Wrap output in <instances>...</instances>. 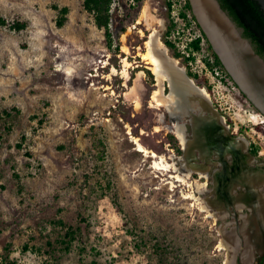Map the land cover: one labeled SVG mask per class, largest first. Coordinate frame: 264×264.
I'll return each instance as SVG.
<instances>
[{"label":"rangeland","instance_id":"1","mask_svg":"<svg viewBox=\"0 0 264 264\" xmlns=\"http://www.w3.org/2000/svg\"><path fill=\"white\" fill-rule=\"evenodd\" d=\"M184 3L111 0L106 33L82 0H0L5 20L0 24V264H225L230 259L227 219L203 200L200 185L185 175L175 181L170 175L181 172L153 164L160 157L173 160L163 149L165 79H155L144 58L152 30L179 66L207 77L208 85L193 79L264 158V131L256 127L257 115L264 116L225 70L213 65ZM63 7L67 12L59 26ZM15 22L25 26L15 29ZM198 36L200 48L191 53L187 45ZM176 51L193 59L186 63ZM213 68L221 82L210 73ZM156 92L160 103L153 99ZM190 193L211 215L183 197Z\"/></svg>","mask_w":264,"mask_h":264},{"label":"flooded vegetation","instance_id":"2","mask_svg":"<svg viewBox=\"0 0 264 264\" xmlns=\"http://www.w3.org/2000/svg\"><path fill=\"white\" fill-rule=\"evenodd\" d=\"M193 80L202 93L200 100L195 92L188 99L174 96L169 80H163V149L179 172L189 173L190 183L200 185L203 200L217 216L227 219L223 226L228 264H264V158L246 136L233 130L218 104Z\"/></svg>","mask_w":264,"mask_h":264},{"label":"water","instance_id":"3","mask_svg":"<svg viewBox=\"0 0 264 264\" xmlns=\"http://www.w3.org/2000/svg\"><path fill=\"white\" fill-rule=\"evenodd\" d=\"M264 14V0H256ZM192 12L204 32L212 49L219 57L225 71L242 91L252 105L264 116V58L258 55L252 48L250 40L242 36V28L229 16L217 0H189ZM158 57L163 63L167 77L180 78L188 87L176 88V95L180 98H202L200 88L187 72L160 52ZM184 87V86H181ZM185 88V87H184ZM174 91V92H175ZM172 92V93H174ZM196 95V96H195ZM197 99V98H196Z\"/></svg>","mask_w":264,"mask_h":264},{"label":"trees","instance_id":"4","mask_svg":"<svg viewBox=\"0 0 264 264\" xmlns=\"http://www.w3.org/2000/svg\"><path fill=\"white\" fill-rule=\"evenodd\" d=\"M219 2L221 4V7L228 12V14L236 22V24L242 28L243 35L251 40L255 52L264 58V14L260 9V6L257 3V1L256 0H219ZM168 5L169 6L171 5L170 2L168 3ZM82 6L86 12H88L93 16L94 23L96 24L97 27L104 28L106 33L109 32L108 25L110 21L109 19H110L111 0H82ZM184 7L190 10L191 6L188 0H185ZM60 12L62 13V16L57 20V24L59 26H61L65 21V13L67 12V8L66 7L61 8ZM180 15L181 17L186 18V14L184 12H181ZM192 18L199 28L200 25L198 24V22L195 21L193 15ZM0 24L2 25L5 24V20L1 17H0ZM24 26H25L24 22H15L12 24V27L15 29H21ZM173 27H174L173 24L168 26L166 35L170 33ZM200 31L203 38H205L207 42L208 48L211 50L213 56V62H212L213 65L214 66L217 65L218 67L224 69L222 62L220 61L219 57L212 49L211 44L208 42L201 28ZM201 39L202 37L198 36L193 38L188 43L187 46L189 49H191V53H193V51H197L200 48ZM164 43L166 44V46L170 48L173 49L175 48L174 44L169 40H164ZM174 56L175 57L183 56L184 61L186 63H188L189 60L193 59L192 54L185 55V54H181L178 51L174 52ZM146 71L149 74V76H153V74L150 72L149 69H147ZM186 71L190 77L199 79L204 84L208 85V79L205 75L203 76L193 73L191 69L188 67ZM225 74L228 77V79L232 81V78L226 71ZM240 94L246 101H249L242 91H240ZM256 127L264 131L262 124L258 123ZM67 234L70 237H74L75 232L70 230L67 232ZM9 264H13V263H9Z\"/></svg>","mask_w":264,"mask_h":264},{"label":"bare ground","instance_id":"5","mask_svg":"<svg viewBox=\"0 0 264 264\" xmlns=\"http://www.w3.org/2000/svg\"><path fill=\"white\" fill-rule=\"evenodd\" d=\"M198 1L199 0H194V3L197 4ZM145 44H146V47H147V51H146V53H144V58H146V61L148 62V64H150V68H151L152 72L154 73V75L156 76V79L159 82H161V80L167 78L169 80V84L172 86V87L169 86L172 89V92H174L176 88H178V89L179 88L180 89L183 88L184 90H187L188 87L185 85V83L183 82V80L181 81V79L180 78H177V77L176 78H172L170 80V78L167 77L168 76L167 73L164 72L163 63L160 60V58L158 57V54L160 52H162L167 57H169L171 60L173 58H171L167 54L166 47L159 40L158 32L155 31V30H152L151 33L149 34L148 39L146 40ZM173 61L174 62H178L177 59H173ZM125 64H127V61H125ZM181 86H184L185 88L184 87H181ZM159 92H156L154 94L155 97H153V99L156 100L157 103H160L159 98L156 97ZM175 93H176V91L173 94L174 96L176 95ZM260 122H262V121H260ZM260 122H258V123H260ZM178 136L180 138H182V136L180 134ZM135 141L138 142L137 140H135ZM137 149L139 151L147 152V150L141 144H138ZM151 156H154L156 158V154L155 153L151 154ZM153 164H154V167L156 169H159V170H165V171L166 170H173L175 172H177V171L179 172L180 171V169L177 167L175 161H173V162L170 163L168 161H165L163 157H160V159L157 160V161H155ZM188 174H189L188 172L187 173H182V174L177 173L175 175H170V177L173 178L175 181H181V180H184V177L187 176ZM173 185L174 184H172V186ZM183 197L192 198L194 201H196V203L199 205V207H200L201 210L206 211L207 216H208V214L211 215V213H209V211H208V206L206 204L204 205L200 198L195 197V195H193L191 193L190 194H183ZM223 245H225V244L222 241L219 244V247L222 248ZM225 264H228V261H226Z\"/></svg>","mask_w":264,"mask_h":264},{"label":"built area","instance_id":"6","mask_svg":"<svg viewBox=\"0 0 264 264\" xmlns=\"http://www.w3.org/2000/svg\"><path fill=\"white\" fill-rule=\"evenodd\" d=\"M201 44V43H200ZM213 61V60H212ZM210 71V73H214L216 76H218L219 77V81L221 82V79L223 78V76L219 73V71L216 69V68H213V70H209ZM249 116H251V115H253V114H251V113H249L248 114ZM257 115V114H256ZM254 116V115H253ZM258 116V118L260 119V121H262V122H260L259 124H262V125H264V118H262L261 116H260V114H258L257 115ZM248 120H250V117L248 118Z\"/></svg>","mask_w":264,"mask_h":264}]
</instances>
